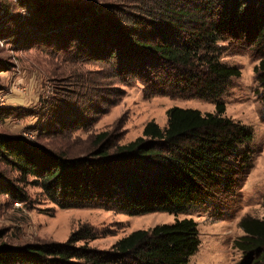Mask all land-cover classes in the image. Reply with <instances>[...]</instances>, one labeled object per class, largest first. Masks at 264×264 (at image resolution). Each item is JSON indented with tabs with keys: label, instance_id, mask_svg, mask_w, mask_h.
Here are the masks:
<instances>
[{
	"label": "trees",
	"instance_id": "1",
	"mask_svg": "<svg viewBox=\"0 0 264 264\" xmlns=\"http://www.w3.org/2000/svg\"><path fill=\"white\" fill-rule=\"evenodd\" d=\"M136 1L134 11L116 6L108 11L117 9L119 15L108 16L94 15L92 7L41 5L25 24L37 42L55 43L61 50L73 45L85 60L111 66L123 84L141 82L147 97L212 100L215 111L171 107L167 126L149 121L128 143L112 131L73 140L90 121L70 109L40 128L64 140L60 147L0 133V160L19 173L15 181L0 174V193L26 202V186L33 185L61 209L136 216L188 214L212 207L219 192L234 194L241 188L253 166L254 131L225 116L222 96L241 71L221 61L218 45L228 25L240 22V0H233L232 10H219V18L215 5L197 0ZM256 19L255 32L262 39L264 18ZM255 69L264 87V57ZM78 142L84 145L81 151H76ZM240 226L246 234L234 246L245 256L242 264H264V217L244 216ZM102 236L95 226L83 224L65 242L13 246L0 232V264H188L201 244L193 218L135 230L110 249L90 245Z\"/></svg>",
	"mask_w": 264,
	"mask_h": 264
},
{
	"label": "rangeland",
	"instance_id": "2",
	"mask_svg": "<svg viewBox=\"0 0 264 264\" xmlns=\"http://www.w3.org/2000/svg\"><path fill=\"white\" fill-rule=\"evenodd\" d=\"M136 2L0 0V133L23 136L49 148L60 147L64 140L44 133L46 128L41 133L40 128L60 111L70 109L71 114L77 113L90 121L86 129L74 132L73 140L86 141L100 132L112 131L122 136L121 143H128L143 134L149 121L167 126V111L171 107L214 112L212 100L168 95L147 97L141 82L130 80L129 85L123 84L111 66L85 60L73 45H65L61 50L55 43L37 42L31 26L25 24L41 5L55 9L92 7L94 15L108 16L111 12L119 15L117 9L108 11L116 6L132 12ZM197 2L203 6L215 5L218 18L219 10H232L233 4V0ZM236 9L242 14L240 22L228 25L218 42L221 61L241 71V76L231 79L222 96L226 103L225 116L254 131L250 144L253 166L236 193L219 192L212 207L201 206L188 214L155 212L132 216L100 208L61 209L43 195L41 188L27 185L26 202L0 193L2 240L13 246L65 242L81 225L90 224L103 233L90 245L110 249L135 230L193 218L198 223L201 244L188 264H242L245 256L234 246L235 240L246 234L240 221L244 216L264 217V87L255 69L264 57V37L261 39L255 32L257 16L264 18V0H240ZM117 88L122 91H116ZM77 144L76 151H81L84 145ZM0 174L12 181L19 177L17 171L1 160Z\"/></svg>",
	"mask_w": 264,
	"mask_h": 264
}]
</instances>
